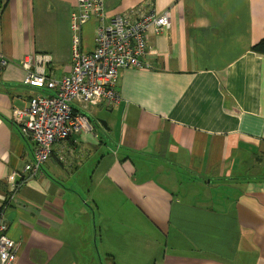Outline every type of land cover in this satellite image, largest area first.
I'll return each instance as SVG.
<instances>
[{
  "label": "crops",
  "instance_id": "obj_1",
  "mask_svg": "<svg viewBox=\"0 0 264 264\" xmlns=\"http://www.w3.org/2000/svg\"><path fill=\"white\" fill-rule=\"evenodd\" d=\"M75 4L0 0V207L14 264H264V54L252 50L264 0H105L104 19L82 26L84 52L97 27L140 7L169 11L170 28L147 29L151 68L120 69L119 101L89 106L93 131L56 143L31 175L13 110L47 92L23 84L21 62L69 73Z\"/></svg>",
  "mask_w": 264,
  "mask_h": 264
},
{
  "label": "built area",
  "instance_id": "obj_2",
  "mask_svg": "<svg viewBox=\"0 0 264 264\" xmlns=\"http://www.w3.org/2000/svg\"><path fill=\"white\" fill-rule=\"evenodd\" d=\"M139 12L137 17H132ZM115 15L108 25L96 29L92 51H82L81 29L91 17L104 19L105 0H76L70 16L72 57L69 73L54 77L39 67L32 70V63L24 59L27 69L23 84L42 89L47 93L32 96L25 108L13 110L12 124L33 143L31 160L24 171L34 175L52 154L53 146L64 141L72 133L93 131L86 111L89 106H112L119 101L118 74L123 68L150 69L143 61L147 51L146 31L153 27L156 32L170 28V12L156 14L150 7L133 10V13ZM49 61L46 56L37 59L39 66ZM6 63L1 61V65ZM76 109V111L74 110ZM20 175L11 171L8 181L17 190L24 181L15 182ZM0 207V264H14L19 242L7 235L8 221Z\"/></svg>",
  "mask_w": 264,
  "mask_h": 264
},
{
  "label": "trees",
  "instance_id": "obj_3",
  "mask_svg": "<svg viewBox=\"0 0 264 264\" xmlns=\"http://www.w3.org/2000/svg\"><path fill=\"white\" fill-rule=\"evenodd\" d=\"M252 50L257 53L264 54V37L257 43L253 44Z\"/></svg>",
  "mask_w": 264,
  "mask_h": 264
},
{
  "label": "water",
  "instance_id": "obj_4",
  "mask_svg": "<svg viewBox=\"0 0 264 264\" xmlns=\"http://www.w3.org/2000/svg\"><path fill=\"white\" fill-rule=\"evenodd\" d=\"M101 124L106 128V123L101 121Z\"/></svg>",
  "mask_w": 264,
  "mask_h": 264
}]
</instances>
